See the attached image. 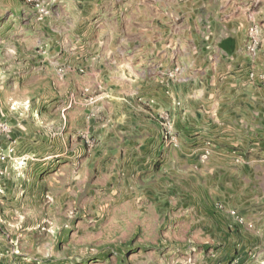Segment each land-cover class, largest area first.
Instances as JSON below:
<instances>
[{
	"label": "rangeland",
	"instance_id": "374dc122",
	"mask_svg": "<svg viewBox=\"0 0 264 264\" xmlns=\"http://www.w3.org/2000/svg\"><path fill=\"white\" fill-rule=\"evenodd\" d=\"M253 88L264 0H0V264H264V129L155 106Z\"/></svg>",
	"mask_w": 264,
	"mask_h": 264
},
{
	"label": "crops",
	"instance_id": "0c3cea01",
	"mask_svg": "<svg viewBox=\"0 0 264 264\" xmlns=\"http://www.w3.org/2000/svg\"><path fill=\"white\" fill-rule=\"evenodd\" d=\"M159 24V23H157ZM161 30H164L163 20L160 21ZM220 25L216 28L213 26L215 31H219ZM206 62V61H205ZM207 65V63H206ZM207 72V71H205ZM164 84L165 78L160 79ZM184 80L185 82L190 81L188 77H178L177 82ZM252 95H245L242 93V97L247 96L251 98V103L248 106L235 104L230 106H221L220 104H212L206 106L204 109L188 106L176 107L173 103L172 105L166 104L161 101V98L157 96L155 106L162 110H172L175 115L177 111H180L182 115H192L188 118L190 121L196 124H204L206 127H215L221 129H236L237 131L247 130L248 132H253L256 135H260L262 129H264V104L261 103L262 97L261 92L253 88ZM251 96V97H249ZM165 96H163L164 98Z\"/></svg>",
	"mask_w": 264,
	"mask_h": 264
},
{
	"label": "built area",
	"instance_id": "2783aa9c",
	"mask_svg": "<svg viewBox=\"0 0 264 264\" xmlns=\"http://www.w3.org/2000/svg\"><path fill=\"white\" fill-rule=\"evenodd\" d=\"M231 212H232V214H236V211L235 210H232Z\"/></svg>",
	"mask_w": 264,
	"mask_h": 264
}]
</instances>
